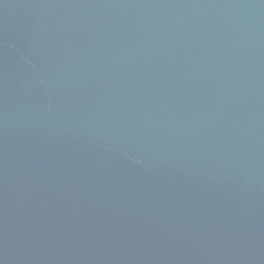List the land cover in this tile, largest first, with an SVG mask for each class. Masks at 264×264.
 <instances>
[{"label": "water", "instance_id": "water-1", "mask_svg": "<svg viewBox=\"0 0 264 264\" xmlns=\"http://www.w3.org/2000/svg\"><path fill=\"white\" fill-rule=\"evenodd\" d=\"M0 264H264V0H0Z\"/></svg>", "mask_w": 264, "mask_h": 264}]
</instances>
